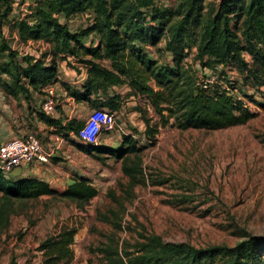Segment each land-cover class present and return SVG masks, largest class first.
Returning <instances> with one entry per match:
<instances>
[{"label":"trees","instance_id":"obj_1","mask_svg":"<svg viewBox=\"0 0 264 264\" xmlns=\"http://www.w3.org/2000/svg\"><path fill=\"white\" fill-rule=\"evenodd\" d=\"M27 1L0 0V87L11 96H23L29 103L35 93L48 96L45 90L61 82L59 63L66 62L79 73L81 67L87 71L82 91L73 93L79 102L118 111L126 99H143L160 120V125H153L148 108H138L145 134L152 140L161 125L211 131L256 116L220 82L199 86L197 66L231 67L263 88L264 0H174L172 5L161 0H32L26 16L11 20L15 3ZM88 13V26L74 32L72 20ZM5 25L17 34L19 43L44 42L48 51L39 56L21 53L6 39ZM92 33L98 41L87 46L85 40ZM123 87L128 88L125 95L116 90ZM111 90H116L113 95ZM38 117L66 139L71 133L82 138L87 126L78 120L64 124L43 111ZM79 148L100 161H122L132 186L146 183L140 158L144 148L134 135L124 134L119 148L91 144ZM98 194L86 177L76 178L59 192L42 179L15 177L0 169V232L26 203L43 196L66 200L85 211ZM100 218L122 229L108 214L101 213ZM77 234V227H64L47 236L40 249L42 264H71ZM100 251L108 264H264V238L251 235L234 247H198L139 233L134 243L111 237ZM9 264L19 263L13 259Z\"/></svg>","mask_w":264,"mask_h":264},{"label":"rangeland","instance_id":"obj_2","mask_svg":"<svg viewBox=\"0 0 264 264\" xmlns=\"http://www.w3.org/2000/svg\"><path fill=\"white\" fill-rule=\"evenodd\" d=\"M32 3V0L24 5L15 3L11 20L26 16ZM162 3L175 4L174 0H161ZM90 16L88 13L74 18L73 31L85 29ZM4 31L6 39L21 53L39 56L49 49L44 42L19 43L17 34H12L8 25ZM96 37L90 34L86 44L96 43ZM246 59L252 64L251 55L246 54ZM59 66L67 83L79 84L80 73L66 62ZM197 67L201 78L205 73L212 74L209 79L230 88L234 97L256 116L247 123L211 131L161 125L152 140L145 134L146 125L138 111L139 107L148 108L143 99L124 100L120 112L106 109L100 121L92 114L90 122L95 125L97 143L106 139L111 147L119 148L124 134L138 139L144 148L140 158L146 183L132 186L123 172V162L115 158L104 155L107 159L100 161L97 156L74 150H55L73 162V175L88 178L99 194L85 211L66 200L51 197L26 203L13 215L9 227L0 232V264H9L13 259L19 264H42L44 254L40 249L44 239L64 227L78 229L71 264H108L100 248L108 244L109 238L119 243H134L139 233L156 234L166 242H186L198 247H234L249 235L264 238V87L246 81L231 67L214 70ZM118 90L122 95L127 91L126 87ZM1 96L0 93V110L4 108ZM52 96L58 112L69 95L58 96L54 92ZM148 110L154 117L152 124L160 125L153 110L150 107ZM20 114L16 112L14 117L6 118L0 112V126L14 123L16 132L22 122ZM31 133L48 143L40 131L31 130ZM83 139L90 144L86 134ZM101 213L116 219L122 229L116 230L101 220Z\"/></svg>","mask_w":264,"mask_h":264},{"label":"crops","instance_id":"obj_3","mask_svg":"<svg viewBox=\"0 0 264 264\" xmlns=\"http://www.w3.org/2000/svg\"><path fill=\"white\" fill-rule=\"evenodd\" d=\"M86 45L90 46L92 45V43ZM76 72L79 73L77 70ZM79 77L81 78V80L78 81L79 84L76 86L74 85L71 86L69 83L66 82V80L62 78L60 71L61 82L52 85L45 90L47 94L51 93L53 95L54 92H56L58 93V96L65 95L67 97L69 95L67 97V102L64 108L60 109L54 115H51V117L54 119L62 120L64 124H67L70 120H78L81 122L85 121L84 123H87L89 125L92 114L97 115L98 112H103L106 110V109H100V110L94 109L86 102L77 101V99L73 96V93L82 91V86L87 78V71L83 67H81V72ZM59 84L62 86L59 87L58 86ZM126 89L128 91L127 87ZM116 90L119 93H122L118 90V88H116ZM116 90H111L109 93L113 95V93ZM0 93L2 95L1 97L4 105V108H2L0 112L5 113V115L2 116L3 117L5 116L6 118L7 117L10 118V117H14L16 112H20L21 113L20 119L22 120V122L19 124V127L16 128V132L14 131L15 127H13L14 123H11L9 125L1 124L0 132L2 137L0 138V146L6 142H10L14 139L19 138L20 133H24L22 135H25L26 130L28 131L26 132L27 134L29 133L33 134L31 133V130H34V133L36 131L37 132L40 131L41 136H43L45 141L47 140L46 142H48L47 144H44L41 138L36 136V134H34L41 141L43 149L47 152L53 153L51 159L47 163L34 162L30 165L23 166L21 176L42 179L46 181L51 186L52 189L59 192H64L68 188V186L75 181L76 178L84 177L82 175L74 176L73 175L74 170L72 167L73 162L71 160H67L66 158L61 157L59 154L55 153V150L58 151L64 150V152L74 150L77 151L78 153L86 154L82 152L79 148L81 146L86 145L85 141L81 137H78L73 133H71L70 138L66 139L65 137L55 133L54 128L48 127L45 123L39 120L38 114L40 111H42V104L46 100L47 96L44 97L35 93L34 100L29 103L25 100L23 96H20L19 98H15L11 96L10 93L7 90H5L3 87H0ZM102 96L105 95L102 94ZM121 109L113 112H120ZM98 146H106L113 148L111 147L112 145L109 144V141L106 139L101 144L98 143ZM67 147L70 149H66ZM43 197H51V196H43Z\"/></svg>","mask_w":264,"mask_h":264},{"label":"built area","instance_id":"obj_4","mask_svg":"<svg viewBox=\"0 0 264 264\" xmlns=\"http://www.w3.org/2000/svg\"><path fill=\"white\" fill-rule=\"evenodd\" d=\"M213 80L200 77L199 86L207 87L213 84ZM57 102L50 93L42 104V111L46 115H54L56 113ZM103 112H98L97 117L100 121V116ZM102 119V118H101ZM93 122L87 124L86 129L82 133L87 135L91 145H98L97 131L94 128ZM84 140V139H83ZM86 144H88L85 141ZM53 153L43 149L42 143L34 134H25L10 142H6L0 146V169L7 175H11L15 169L30 165L34 162L47 163L51 159Z\"/></svg>","mask_w":264,"mask_h":264},{"label":"water","instance_id":"obj_5","mask_svg":"<svg viewBox=\"0 0 264 264\" xmlns=\"http://www.w3.org/2000/svg\"><path fill=\"white\" fill-rule=\"evenodd\" d=\"M12 175L15 177H20L22 175V167L15 169Z\"/></svg>","mask_w":264,"mask_h":264}]
</instances>
